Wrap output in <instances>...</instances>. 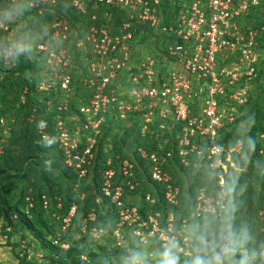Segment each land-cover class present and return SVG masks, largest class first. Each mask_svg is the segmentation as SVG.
Returning a JSON list of instances; mask_svg holds the SVG:
<instances>
[{
    "label": "built area",
    "instance_id": "obj_1",
    "mask_svg": "<svg viewBox=\"0 0 264 264\" xmlns=\"http://www.w3.org/2000/svg\"><path fill=\"white\" fill-rule=\"evenodd\" d=\"M57 1L71 4L75 9H80L81 14H86L88 8L92 9L88 14L89 26L83 36V40L89 42V67L93 66L96 72L94 79L90 77L85 81L89 95L87 100L93 103L92 106L86 109L83 104H79L78 113L68 118L71 124L67 125L65 111L73 77L62 61L50 58L48 66L51 68L48 69L51 71L45 72L40 85L36 84L41 93L50 92L57 87L64 92L56 102L59 110L64 106V112L55 126L53 136L64 164L69 168L74 166L79 177L83 178L93 163L96 155L95 136L107 121L105 112L110 104L115 105L116 115L120 119L141 112L143 129L153 120L155 102L170 105L174 120L181 124L177 154L182 157V162L188 153H194L197 159L215 164L217 158L222 160L223 152H226L225 159H228L231 153L241 149L240 139L232 147L225 149L217 144L216 138L225 123L235 120L237 105L245 103L251 94L248 82L252 79L257 81L264 67V46L261 45V39L264 38V17L258 18L259 14L264 13V0H176L174 14L165 18L167 21L160 18V13L150 9V0ZM38 2L42 10L37 9ZM47 3L46 0L30 2L39 15L45 11ZM112 8L118 10L116 12L122 18L117 26L113 24ZM139 23L158 29L157 31L172 38L165 44L164 52L162 51L163 57L170 59L167 66L150 53L134 61L133 32L135 24ZM59 26V23L50 26L52 37L66 36L67 26ZM63 27L66 28L63 30ZM124 70L128 71L125 77V86L128 85L126 90L122 88ZM241 80L245 85L237 84ZM116 93H120V96L127 93L130 99L118 98ZM24 97L22 96V101ZM221 98L231 102L227 106L222 105L219 102ZM45 103L49 105L50 100ZM159 113L165 117L164 107L159 109ZM2 121L0 119L1 123ZM159 127L164 126L159 124ZM196 136L208 141L206 151L194 141L191 142V138ZM41 137L45 138L44 135ZM170 155L171 150L162 154L153 153L149 158V162L153 163L149 175L165 186L167 201L174 203L178 188L168 182V173L163 169ZM131 168L129 163L121 168L124 180L133 177ZM113 176L114 172H109L110 179L102 188L103 197L119 206L117 209L120 221L130 223L124 227L118 224L114 229L115 245L125 249L127 239L124 233L129 231V235L142 241L151 253L156 248L151 242H158L161 246L169 238L173 228L179 226L174 224L172 216L160 220L157 212L147 214L144 219L137 213L130 215L128 208L120 200L122 185L116 184L110 188ZM220 177H223L222 173ZM126 185L133 189L129 180H126ZM223 187L219 186L216 197L201 190L190 215L202 211L210 203L218 204L219 197L225 190ZM43 203L46 207L47 201L43 200ZM56 204L60 209L61 203ZM75 208V205L68 208L70 217L63 220L65 224L75 215ZM96 217L94 210L90 209L84 219L86 224L81 230L92 239H98L103 232V228L96 226ZM186 220H182V224ZM89 224L92 227L88 228ZM262 244L264 235L257 247Z\"/></svg>",
    "mask_w": 264,
    "mask_h": 264
},
{
    "label": "rangeland",
    "instance_id": "obj_2",
    "mask_svg": "<svg viewBox=\"0 0 264 264\" xmlns=\"http://www.w3.org/2000/svg\"><path fill=\"white\" fill-rule=\"evenodd\" d=\"M6 2L7 0H0V4ZM30 2L31 0H29ZM46 2H48L46 4L48 8L44 10L50 14L49 17H45L44 12L39 15L36 10L30 8L24 18L17 22V25L0 24V40L7 38L20 24L28 25L39 38L36 52L30 57L32 60L35 58L32 62L31 72L27 69L22 76L16 69V62L9 64L6 59L0 60L2 66L0 68V110L15 107L19 108L17 110L19 113L23 111L18 105L22 96H26L25 90H29L33 82H36L37 85L42 83L43 76L36 74L38 71H42L43 75L46 74L47 69L51 68L46 64V60L50 58L65 63V69L72 73L74 85L77 86V91L80 93H83L85 88L81 86V79L83 80L89 74H96L95 68L89 67L86 63L90 57V52L87 50L89 42L84 41L83 36L89 24L88 22L85 24L83 21L80 9L77 10L67 3H63L62 9H58L60 2L57 0H46ZM38 4L37 9L42 10L39 2ZM169 5L171 11L172 2ZM149 7L155 12H158L160 8L166 18H170L174 14V12H166L159 0H150ZM261 17H264V13L259 14L258 18ZM54 23H59V27L66 25L68 29L65 37H59V43L49 46L48 38L52 37L50 26ZM44 28L47 29V34L42 31ZM65 28L63 27V30ZM148 41L152 44V39ZM139 43H141V47L136 45L135 53L144 45L142 42ZM144 50L150 54H153L152 51L155 52L154 48L148 46H144ZM163 63L168 65L167 62ZM56 71L57 69H55V73L58 75ZM258 76H260L259 80L253 83L251 99L238 113V125L233 130L220 135L228 136V138L231 134L243 137V149L231 153L232 155L228 159L217 158L214 161L215 164H210L208 160L199 161L200 159H195L189 153L183 160V165L187 167L188 171L176 170L167 158L163 169L166 171L165 165H169L168 182L178 188L174 203L164 202L161 192L165 186L162 183H160L162 186H158L157 181H154L149 175L153 166V163L149 162L150 156L153 153L162 154L161 145L164 147V144L169 142V136L167 142H160L169 134L164 128L155 126L154 129H151V126L147 124L143 129L144 120L139 122V126L136 121H132L133 118L118 123L108 122L103 136L105 142L100 144L102 145L100 154L96 159L94 158L93 161L96 162L89 169L92 171L82 182L81 188L77 190V192L79 191L77 195L73 194L76 191H73L71 185L74 183L73 180H76L78 185L82 177H79L80 174L74 166L69 168L64 164L63 156L56 150L54 142L44 143L46 147L39 157L31 159L23 165L25 177L2 180L6 172L15 173L12 166L15 156L20 151V139L15 130L12 132L0 130V264H73L75 258L81 260L79 264H120L123 254L116 256L112 237H114V229L118 224L124 227L130 223L120 221L117 209L119 206L116 204L113 206L109 200L103 197L102 188L105 187V182L110 179L109 172L112 171L114 176L110 180V188L116 184L122 185L120 200L122 205L128 208L130 215L137 213L144 219L147 214L157 212L164 218L172 216L176 226H181L182 220L188 219L190 216L191 209L189 208L192 203L190 199L195 188L205 183L208 192L213 193L219 189L220 185L232 187L234 191L231 195L238 206V215L251 221L256 239L261 238L264 235V132L258 130L260 126L258 109L262 110L264 105V67ZM36 77L38 80L34 79ZM82 104L87 109L93 103L86 99L82 100ZM68 106H66L65 112H67ZM55 107L57 112L53 129L64 112V106L61 107V110L58 109L57 104ZM71 117L72 115H66V123L69 126L71 122L68 118ZM40 125L45 127V124H32L27 130L33 131L34 136L44 135L47 137L45 128ZM248 137L254 140V149L249 150ZM40 143L43 142L40 141ZM217 161L219 162L216 163ZM127 163L132 165L130 173L133 177L126 180L130 181L133 189L126 185V180L122 176L115 182L117 171L119 170L118 173L121 174V168ZM217 166L218 168H216ZM220 170L223 172L227 170V173L230 174L227 183L224 176L220 177ZM176 181L178 184L174 185ZM199 183L200 185H198ZM201 190L203 189L200 188V192ZM165 199L167 201L166 195ZM3 200H5L4 210H2ZM43 200L47 201L46 207H44ZM58 200H61V209L63 208L62 203L65 206L71 200L76 202L70 205L76 206L75 215L67 224L63 220L70 217L69 211L65 208L59 210L56 207ZM161 205L169 206L164 216ZM15 206H19L31 220L35 221L44 237L51 244L60 246L64 250L69 246L76 245V251L69 256L51 251L30 230L22 226L16 215V210H14ZM52 206H54L53 209ZM90 209H93L97 216L96 226L103 228L102 234L98 239H94L97 240L93 241L94 243H91L90 240L87 241L88 238L83 240L81 232L86 224L84 219ZM89 227L92 226L89 224ZM129 234V231L124 233L127 245L132 237ZM86 242H89L92 248L101 254L98 262H93L90 258L85 257ZM65 245L67 246L65 247ZM147 250L150 252L149 249Z\"/></svg>",
    "mask_w": 264,
    "mask_h": 264
},
{
    "label": "trees",
    "instance_id": "obj_3",
    "mask_svg": "<svg viewBox=\"0 0 264 264\" xmlns=\"http://www.w3.org/2000/svg\"><path fill=\"white\" fill-rule=\"evenodd\" d=\"M159 1L163 5L164 10L166 12H173L174 11L175 2H177L176 0H170V1L159 0ZM170 2H172L171 11H170V5H169ZM62 5H63V3L60 2L58 9H62L61 8ZM47 8H48V6H46L45 9L47 10ZM31 9H36V8L31 7ZM100 10H102V8H100ZM116 11H118V10H116L115 8H112L113 24L115 26H117L121 22V19H122L117 14ZM90 12H91V8H88V12L86 14H82V19L85 22V24L87 22L88 23L90 22L89 15H88ZM158 12L160 13V18L167 21V19H165L166 17L163 16V12L160 8H159ZM44 16L49 17L50 14L44 11ZM101 21L105 22V20H101ZM47 24H48V20H47ZM49 32H50V30H49ZM156 34L157 33L155 32V30L150 28L148 25L143 26L141 23H139V24H135V32H133V38L136 39L137 37H139L141 41H146L148 43H149L148 40L152 39V44H150V43L149 44L152 46H155V52L152 51V53L156 56V55L161 53V51L159 49H161L164 52L165 44L168 41L172 40V38H170L166 34H159V37ZM261 45L264 46V38L261 39ZM132 57H133L134 61L137 60V55L134 53L133 47H132ZM33 60L29 57L26 59H20L19 61L16 62V69H18V72L22 76L27 69L30 72L32 71ZM49 61L51 62V59L46 60L47 65H50ZM167 61L169 62L170 59L168 58ZM0 68H2L1 64H0ZM47 71L50 72L51 70L47 69ZM127 73H128L127 70H124L122 73V88L124 90H126V87L128 86L127 84L125 86V81H126L125 77H126ZM32 74H34V72H32ZM39 74H40V76H45V74L43 75L42 71H40V72L38 71V73L36 75H39ZM36 78H34V79L38 80V77H36ZM258 80H259V78H257V81ZM257 81H253V79H252L251 81L248 82V84H250V92H251L249 100L252 97V92H253L252 89H254L253 83L257 82ZM237 84L245 85V82L243 80H241ZM25 94H26V96L24 97V101H22V99H21V101L18 105V107H20L21 110L23 109V111L21 113H19L17 111L19 108H15V107H10L8 109L5 108V109L0 110V119L3 120L2 123L0 122V130H2V129L5 131L7 130V132H12L15 130V132H17V135L20 139V151L15 156L14 161H13V166H12V169L15 170V173L10 174L9 172H6V174L3 175L2 180H6V179H10V178H23V177H25L26 173L23 170V165L26 162H28L29 160L39 157V154L41 152H43L45 147H46V145L44 143L54 142V144L56 145V141L54 140V136H53L55 134V128L53 129V126L55 124L54 120L56 118L55 115L57 112L56 107H55V104H56L55 101H56V99L61 98L64 95V92L61 89H59V87H57V88H55V90L53 89L50 92L41 93L37 89L36 82H33V84L30 85V89L25 90ZM87 94H88L87 92H84L83 95H79L76 90L72 89V91L70 92V96H69L70 98L68 99V105L69 106H68V111L66 112L67 115H74V114L78 113V105L82 104V100H86L89 97V95H87ZM116 95L118 96V98H124V99L129 98L130 99V96H128L127 93L124 96H120L119 93H116ZM203 95H204V93H203ZM52 98L55 101H52ZM48 99L50 100L49 105L45 103ZM219 102L222 105L227 106L228 103L231 101H228L227 99L221 98L219 100ZM247 103H248V101H246L243 104H239V105H237V108L241 111V109ZM154 104H155V107H154V113H153V120L148 125L151 126V129H154L155 126H159V124H163V126H164L163 128L166 129L167 133H169L166 137L162 138V140L160 141V142H167L166 140H167V137L169 136V142L164 144V147L161 145V149L163 150L162 153H165L167 150H171V156L168 158H169V161L172 163V166H174L176 168V170L183 169V170L188 171L187 167L183 165L182 157L178 156V154H176L177 142H178L180 134H181V124L174 120L173 108L168 104L163 105L160 102H155ZM161 107H164V109L166 111L165 117L163 116L164 118L159 113V109ZM17 114H18V116H17ZM105 116L107 117V121H106L105 125L100 129L99 133L95 136V138L97 137V140H95L96 144H95V148H94L96 151L95 159L97 158V155L100 154V146H102V145H100V144H102L101 142H105V141H103V136H104V132L106 130L105 126L107 125L108 122L118 123L119 121L124 122L125 120L128 121V120H130V118H133L132 121H136L137 124L140 126V123L143 120L141 112L132 114L125 119L118 118L116 115V108H115L114 104H110L108 106V108L106 109V112H105ZM258 118H259V123H260L258 130H259V132H262V131L264 132V122H263V120H264V105L262 106V110L258 109ZM25 119H26V121H25ZM238 123H239L238 117H236L235 120H233L232 122L225 123V125L223 126V129H221L219 131V136H217V138H216L218 145L222 146L223 148L228 149L233 144V142L235 140H237V139L243 140L244 139L243 137L235 135V134H231V136L229 138H228V136L227 137L220 136L221 133H223V132H226V131L229 132V131L233 130L238 125ZM32 124H36V125L37 124H45L44 130L46 131L47 137L42 138L41 135H39V136L35 135L34 136L33 131H28L27 128L31 127ZM26 130H27V132H26ZM259 132H258V134H261ZM40 141L43 143L39 144ZM193 141L201 149L206 151V146L208 144L207 140L204 141V139H201L199 136H196L194 138H191V142H193ZM55 148H56V146H55ZM56 150L58 151V153L61 152L58 149H56ZM190 154L192 156H194L195 159H197L196 155L194 153H190ZM225 157H226V152H223L221 154V158L225 159ZM187 160H190V159H187ZM199 161H201V160H199ZM94 162H96V161H93L92 165L88 168L87 174L81 179V182H79L78 185L76 184L77 181L73 180L74 183H73V185H71V187H72L73 191H76V192H73L74 195H77L79 193V191L77 192V190H79V188H81L82 182L85 180L87 175L89 173H91L92 170H89V169L92 168V166L94 165ZM169 168H170L169 165H165V169L167 172H168ZM227 170H228V168H227ZM227 170L224 172L222 170H220L222 173V176L225 177L226 183H227L228 175H230L229 173H227L228 172ZM118 172H119V170L117 171V175L115 177L116 178L115 182L118 180V178L121 179V174ZM156 184L158 186H162V184H160V182L159 183L157 182ZM175 184H178L177 181L174 182V185ZM198 185H200V183ZM202 185H204V186H202ZM202 185H200L202 187L198 186L197 188H195L194 194L191 195L190 200L192 203H191V206L189 208L191 210L193 209V207L196 206V204L198 202V195L200 193V188L203 189V191L206 194L211 195L212 197L218 196L217 195L218 190L213 192V193H210V192H208L209 190L207 189V186L205 185V183H203ZM215 188H216V186H215ZM223 188L225 189V188H227V186H224ZM216 189H218V187ZM161 193H162V198L164 199V202L170 203V202H167L165 199V189L162 188ZM40 201H41V199L39 200V202ZM58 201L61 202V200H58ZM2 202H3L2 203L3 204L2 210H4L5 209V200H3ZM74 203H76V202L74 200L73 201L71 200L67 205H65L66 207L62 203V205H63L62 209L65 208V210H68L70 205L74 204ZM161 207H163L162 210L164 212V214H163V216H164L165 212H166V210H168L169 206L161 205ZM53 208H54V206H52V209ZM14 210H16V213H17L16 215H17L19 221L21 222L22 226H24L25 228L30 230L34 234V236L38 240H40L45 246L49 247L51 251H54V252L58 253L59 255L64 253L65 256H69L70 254H72L73 252L76 251V245L69 246L68 248H66L64 250L60 246H55V245L51 244V242L47 241V239L44 237L41 229L38 228L35 221L31 220L25 211H22L19 206H15ZM54 211H57V210L54 209ZM161 219H164V217L160 216V220ZM112 233H113V230H112L111 234ZM82 235H83V238H82L83 240L88 238V240L87 239L86 240L87 241L90 240L91 243H94L97 241V240L92 239L86 233H83ZM112 238H113V244H114L113 247L115 249L114 251H116V256L119 254L120 255L124 254V250L122 251L121 247L119 248L118 246H116L115 242H114V237H112ZM261 242H262V238L257 239V246ZM87 243H89V242H86L87 250H86V253H84L85 257L90 258V260L93 262H98L99 259L101 258V256H100L101 254L99 252H96L92 248L90 243L89 244H87ZM151 243H154L155 247L159 246L158 242L153 241ZM80 262H81V260L79 258H75V260L72 263L73 264H79ZM152 264H154V261H152Z\"/></svg>",
    "mask_w": 264,
    "mask_h": 264
},
{
    "label": "clouds",
    "instance_id": "obj_4",
    "mask_svg": "<svg viewBox=\"0 0 264 264\" xmlns=\"http://www.w3.org/2000/svg\"><path fill=\"white\" fill-rule=\"evenodd\" d=\"M30 8L29 0H7L6 3L0 4V24L17 25ZM150 28L154 29L157 35L163 34L157 31L158 29ZM42 31L47 34L46 28ZM38 39L28 25L20 24L7 38L0 40V60L6 59L9 64H12L33 56ZM59 41V37L48 38L49 46ZM139 42L144 45L142 49L134 52L137 58L147 54L144 46L155 49V46L137 37L134 39L133 51L136 45L141 47ZM159 50L160 54L152 55L161 62H167V58L162 55V50ZM89 58L86 62L88 66ZM90 77L94 79L93 74L81 79V86L85 87V81ZM72 89L77 91L74 78L70 84V92ZM77 92L83 95L84 92L88 93V89L85 87L83 93ZM249 97L246 100L248 102ZM52 100L55 101L53 98ZM58 101L59 99H56L55 102ZM239 112L240 110L236 108L235 118L238 117ZM240 140L243 142L242 139ZM247 146L249 150L255 147V142L250 137L247 138ZM243 147L242 143L241 149ZM233 191L232 187L225 188L219 197L218 204L210 203L202 211L191 214L181 226L174 227L169 238L151 253L142 241L135 236L130 237L126 248H122L124 254L120 258V264H152V261L154 264H264V244L257 247L252 222L238 215V206L231 195Z\"/></svg>",
    "mask_w": 264,
    "mask_h": 264
},
{
    "label": "bare ground",
    "instance_id": "obj_5",
    "mask_svg": "<svg viewBox=\"0 0 264 264\" xmlns=\"http://www.w3.org/2000/svg\"><path fill=\"white\" fill-rule=\"evenodd\" d=\"M111 204H113V203H111ZM113 206H115V205L113 204Z\"/></svg>",
    "mask_w": 264,
    "mask_h": 264
}]
</instances>
